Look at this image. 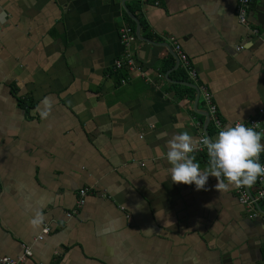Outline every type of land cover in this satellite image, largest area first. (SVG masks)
<instances>
[{"label": "crops", "instance_id": "0c3cea01", "mask_svg": "<svg viewBox=\"0 0 264 264\" xmlns=\"http://www.w3.org/2000/svg\"><path fill=\"white\" fill-rule=\"evenodd\" d=\"M158 1L0 0V255L28 246L25 264H264V200L248 218L231 186L173 183L161 157L175 134H218L192 85L227 124L264 108V44L237 21L236 0ZM263 14L252 0L247 19L262 35ZM124 24L136 35L127 45ZM167 35L194 82L178 80ZM125 52L137 68L112 69ZM194 155L205 170L206 151Z\"/></svg>", "mask_w": 264, "mask_h": 264}, {"label": "clouds", "instance_id": "9594fccd", "mask_svg": "<svg viewBox=\"0 0 264 264\" xmlns=\"http://www.w3.org/2000/svg\"><path fill=\"white\" fill-rule=\"evenodd\" d=\"M264 132L244 123L227 125L218 131L214 140L194 138L183 131L172 136L167 142V152L161 153L166 158L171 181L176 184L195 185L196 190H207L208 177H215L217 191L234 188L251 187L259 177L264 176V165L260 163V154L264 152ZM206 151L208 161L205 170L196 162L195 152ZM43 222L40 213L31 221L33 226ZM152 230V229H147Z\"/></svg>", "mask_w": 264, "mask_h": 264}, {"label": "built area", "instance_id": "2783aa9c", "mask_svg": "<svg viewBox=\"0 0 264 264\" xmlns=\"http://www.w3.org/2000/svg\"><path fill=\"white\" fill-rule=\"evenodd\" d=\"M150 1L151 5H158V0H148ZM252 0H236L235 4V15L237 18V21L245 25L247 27V31L249 34V37H254L259 39L264 44V35H262L257 28V26L249 25L248 19H247V11L249 9V4ZM119 37L121 41L127 45L130 41L136 38V35L128 24L121 25L118 29ZM166 40L171 44L172 51L176 57V60L178 61V64H180L181 68L183 69V73L185 75V78L187 82H194L196 80V73L195 68L192 64H190L187 55L181 50L180 45L173 36L167 35ZM112 69L119 68L121 66H125L127 69H131L132 67H135L134 61L132 58V55L130 52H125L122 57L115 58V60L112 61ZM137 68V66H136ZM120 82H123L124 79L120 78ZM195 89L197 93L200 95L201 101L206 106V116L207 120L210 121L212 129L218 133L219 130L223 129L227 125H234L237 122L244 123L247 127H253L257 131L263 132L262 123L260 120V117L264 115V108H261L258 110V114L254 117H250L245 119L244 121H234L232 123H225L223 120H221L216 113V107L211 101V95L207 91L204 85L197 84L195 86ZM201 137H207L206 130H203L200 132V135L198 138ZM204 150H199L197 152H202ZM261 163V162H260ZM264 165L263 163H261ZM232 187V186H231ZM91 186H83L78 189L77 196L75 199L74 206L71 207L69 210L65 211V217L69 218L73 216L79 208H81L84 204L85 196L89 194L91 191ZM233 192L235 193L237 202L242 205V207L247 212V217L252 218L256 217L259 213V210L257 208V203L261 200H264V176L259 177L255 184L251 187H241V188H234L232 187ZM50 230V224L48 222H45L42 224L40 228V233L34 238V240H39L42 238L44 234H46ZM30 255L29 247L24 246L20 250V253L14 256H7V255H0V264H25V260Z\"/></svg>", "mask_w": 264, "mask_h": 264}, {"label": "trees", "instance_id": "16d2710c", "mask_svg": "<svg viewBox=\"0 0 264 264\" xmlns=\"http://www.w3.org/2000/svg\"><path fill=\"white\" fill-rule=\"evenodd\" d=\"M135 8H136V5L134 6V7H130V12H134V10H135ZM127 20H129V21H131L132 22V20H131V18H129V17H127ZM137 21L139 22V24L140 25H142V21H141V19L139 18V17H137ZM131 24V23H130ZM131 28L133 29V27L131 26ZM183 69L181 68V70H180V73H179V78H178V80H184V81H187L186 80V78H185V75H184V73H183V71H182ZM177 71H178V68L176 69V70H174L173 71V73L175 74V80H177ZM174 87L176 88V90H177V87H181V89H182V91H189V90H191L192 88L191 87H188V86H177V85H174ZM206 132H207V134H211V129L209 128V126L207 125V127H206ZM261 162L262 163H264V157L263 156H261ZM262 201V200H261ZM259 203H260V201L257 203L258 205H259Z\"/></svg>", "mask_w": 264, "mask_h": 264}, {"label": "water", "instance_id": "95a60500", "mask_svg": "<svg viewBox=\"0 0 264 264\" xmlns=\"http://www.w3.org/2000/svg\"><path fill=\"white\" fill-rule=\"evenodd\" d=\"M251 6H252V1L250 2V4H249V9L251 8ZM263 16H264V14H263ZM259 17V16H258ZM134 19H136L135 17H133ZM137 20V19H136ZM258 23V26H261V25H264V22H262V21H260V22H257ZM188 86L190 85V84H187ZM191 86V85H190ZM192 87L193 88H195L193 85H192Z\"/></svg>", "mask_w": 264, "mask_h": 264}]
</instances>
